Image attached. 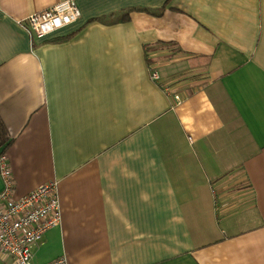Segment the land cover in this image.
<instances>
[{"label":"crops","instance_id":"obj_1","mask_svg":"<svg viewBox=\"0 0 264 264\" xmlns=\"http://www.w3.org/2000/svg\"><path fill=\"white\" fill-rule=\"evenodd\" d=\"M63 1L0 0L14 194L63 213L37 263L264 264V0H78L36 42Z\"/></svg>","mask_w":264,"mask_h":264},{"label":"built area","instance_id":"obj_2","mask_svg":"<svg viewBox=\"0 0 264 264\" xmlns=\"http://www.w3.org/2000/svg\"><path fill=\"white\" fill-rule=\"evenodd\" d=\"M78 0H65L49 10L29 16L25 27L36 42L72 25L83 24ZM159 80V74L152 72ZM0 174L4 190L0 193V251L16 260V264H38L34 249L41 239L62 224V206L58 183H48L18 199L7 157L0 158ZM52 264H66L60 260Z\"/></svg>","mask_w":264,"mask_h":264},{"label":"trees","instance_id":"obj_3","mask_svg":"<svg viewBox=\"0 0 264 264\" xmlns=\"http://www.w3.org/2000/svg\"><path fill=\"white\" fill-rule=\"evenodd\" d=\"M11 140L9 137V131L7 130V126L3 122L2 118H0V152L2 155L9 149L11 145Z\"/></svg>","mask_w":264,"mask_h":264},{"label":"rangeland","instance_id":"obj_4","mask_svg":"<svg viewBox=\"0 0 264 264\" xmlns=\"http://www.w3.org/2000/svg\"><path fill=\"white\" fill-rule=\"evenodd\" d=\"M62 217H63V213H62ZM62 217H61V218H62ZM62 219H63V218H62ZM10 258H11V256H10Z\"/></svg>","mask_w":264,"mask_h":264},{"label":"bare ground","instance_id":"obj_5","mask_svg":"<svg viewBox=\"0 0 264 264\" xmlns=\"http://www.w3.org/2000/svg\"><path fill=\"white\" fill-rule=\"evenodd\" d=\"M2 156V155H1Z\"/></svg>","mask_w":264,"mask_h":264}]
</instances>
